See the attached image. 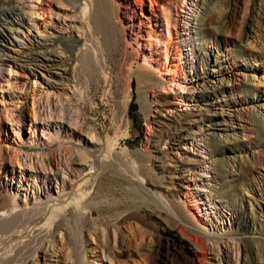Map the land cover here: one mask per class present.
Masks as SVG:
<instances>
[{
	"label": "rangeland",
	"instance_id": "obj_1",
	"mask_svg": "<svg viewBox=\"0 0 264 264\" xmlns=\"http://www.w3.org/2000/svg\"><path fill=\"white\" fill-rule=\"evenodd\" d=\"M124 1L134 27L127 43L123 30L113 24L114 9L105 5L86 15L84 0H19L25 23L19 43H27L39 30L41 39L75 41L76 49L89 31L90 45L100 38L103 48L93 50L102 66L97 69L108 70L110 80L105 96L91 85L88 99L81 100L13 64H0V202L19 212L76 185L88 165L78 163L79 150L100 144L86 136L93 131L110 148L101 173L105 176L101 175V200L112 207L110 212L105 208L106 215L130 211L128 208L148 199L138 187L140 180L160 184L172 176L173 197H164L166 202L160 203L177 209L185 223L197 230L195 235L206 249L202 264H264V212L257 210L258 205L264 206V189L262 199L257 190L264 187V172L257 174L249 166L252 148L245 145L236 128L242 121L251 124L254 106L249 105L244 113L233 112L228 94L219 88V80L228 78L218 73L216 58L228 49V57L237 63L231 50L239 49L255 13L264 39V0ZM235 3L237 13L232 20ZM162 8L169 9L170 21L176 19L177 26L169 28L168 48L154 44L150 48L143 33L160 21ZM199 17L205 22L204 34L197 35ZM158 25V32L166 35L163 24ZM14 46L13 42L5 45L9 50H16ZM204 50L210 54L208 60ZM85 74L79 84L84 83ZM144 78L148 80L145 85ZM241 98L245 99L243 94ZM259 108L264 114V106ZM181 114L195 123L184 126L186 130L180 134L185 139L174 146L179 134L173 128L174 120ZM231 127L234 132L228 131ZM249 132L256 136L254 129ZM94 151L87 149L88 153ZM260 152L264 156V141ZM138 217L109 218L104 225L93 226L97 219L93 213L89 220L70 223L72 242L63 251V261L57 262L63 234L54 231L31 264H75L78 260L79 264H163L170 255L166 243L170 235L165 230L172 223ZM82 226L86 231L78 259L75 231ZM186 234L193 235L189 228Z\"/></svg>",
	"mask_w": 264,
	"mask_h": 264
},
{
	"label": "bare ground",
	"instance_id": "obj_2",
	"mask_svg": "<svg viewBox=\"0 0 264 264\" xmlns=\"http://www.w3.org/2000/svg\"><path fill=\"white\" fill-rule=\"evenodd\" d=\"M125 3L126 1L124 0H84L85 14L87 15V11H90V9L94 11L96 7L100 9L101 7L99 5H105L108 10L114 9L116 21L113 22V24L118 25L120 29L123 30L122 35L125 36L124 42L127 43L126 40H130L134 27L131 24L132 21L127 17L129 8L124 6ZM19 5V0H0V64L2 65L4 62L13 64L23 73H30L33 78H38V76H40L44 82L50 86L60 88L62 92L71 91L74 95L77 94L78 99L80 98L81 100L88 95L91 85H96L105 96L108 91L107 86L110 76L108 70L98 71L97 68H101L102 66L101 64L99 65L101 62H99L98 59L96 60L97 52L93 51L94 49L103 51L102 44L98 41L100 38H98V40L95 39L94 43L90 45V42L92 43V41H90L92 38H89V36L92 34H89V31H87L84 34L81 46L75 49V41H65L60 38L52 39L50 37L41 39L40 36L37 35L40 31L37 30L38 33L33 35L32 38H28L27 43L21 44L18 42V36L20 28L25 26V23L23 14L20 13L22 7L20 8ZM176 7V4H174L175 9ZM168 10L167 8H162L160 21L158 23L154 22L153 26L143 33L145 39L149 41L148 47L154 44L155 46L161 45L166 48L168 45L167 42L171 35L169 28H173L174 25L177 24L176 19L173 22L170 21L171 14L169 15ZM236 13L237 5L235 3L230 12L232 20L236 17ZM257 17V13L251 16L248 33L244 36V40L238 43L239 49L231 50V52H233V58L238 60L237 63L228 57V49L217 53L219 57L216 56V58L219 59V64L217 65L219 68L218 73L228 78H221V80H219V88L222 89L221 92H223V94H228L226 96L227 98L229 97L228 99L233 103V112L244 113L249 105L254 106L252 109L250 108L252 114L251 124L249 125L242 121L241 125H238L236 128L241 132L242 141H244L245 145L247 147L251 146L252 148L251 165L249 166H251L255 173L260 174V172H264V156L260 152V144L264 141V114L259 108V106H261L262 109L264 106V39L261 40L262 36L258 31ZM160 23L163 24L162 26H164L166 35H163L162 32V34L158 32V24ZM204 24L203 18L199 17L196 23L198 31L194 33L197 35L201 33L204 34ZM36 27V24L33 25L35 31ZM88 28L87 30L90 29ZM111 32L113 33L112 30ZM136 32L139 36H142L140 28H137ZM111 39L113 40V38ZM7 42H13L16 50L7 49L5 47ZM135 45H137V41ZM227 47L228 45L226 48ZM234 48H236V46H234ZM246 50L250 53H244ZM101 54L102 52H98V55ZM204 56L206 60H208L207 58L210 54L204 50ZM101 58L106 62L103 54ZM30 65L32 68H28ZM84 71L86 73L84 83L79 84L81 81V74L84 73ZM206 79L208 80L205 83L207 85V83H209V78L206 77ZM147 82L148 80L145 78L142 79L143 85L147 84ZM171 82L173 83V79ZM166 89L168 90V87H166ZM241 94L244 95V100H240L242 99ZM226 96L224 95L223 97ZM32 107L33 106L30 107L31 118L35 115L33 114L34 109ZM208 112L209 111L206 110V113ZM186 116L187 115L181 114L178 116L177 120H174L177 128H173L177 129L179 133L173 140L172 145L174 146L185 139L180 132L185 131L186 126L195 123V120L191 119L189 115V117ZM212 122L214 121L212 120ZM233 128L234 127L229 128L228 131L234 132ZM250 128L255 130V137L249 132ZM146 129L148 133L151 131L149 126ZM86 136L100 144L99 146L86 145V150L81 148L79 152L77 151L78 163L82 162L88 165L86 168L84 167L81 172L79 171L81 179L76 185L71 186L68 191H63L57 197L49 198L46 196L42 202L34 204L19 212L14 211L8 204L0 202V264H31L36 262L40 250L42 249L41 247H43V242L50 240L52 238V233H55L54 231H61L63 234L57 260V262L60 263L64 249L70 247L72 242V235L69 233L70 223L77 224L79 220H89L93 213L97 214V219L93 226L99 224L104 225L109 218L114 220L117 218H127L130 215L135 217L139 216L138 218L155 217L159 219L160 222L172 223V227L170 228L166 226L167 224H164L169 228L165 231L170 235V239L166 240L170 255L168 260H162L163 264H196V262L202 264L205 261L206 249L196 236L197 230L191 228V226L189 227V225L185 223L186 220H184L182 213L177 209L168 208L166 206L167 203H165L164 207V205L160 203L163 202L164 197H173V189L176 187L173 182L174 179L172 176L169 177L170 172L167 171V169L165 170L163 168L162 172H169V178L165 181H160V184H157V181L152 183L151 180L148 179V181L143 179L140 180L141 182L138 187L141 186L143 194L148 198L147 200L143 198L144 200L140 204H134L132 207L128 208L130 211L126 209L127 211L116 214H105V208H108V212H110V208H112L101 200L103 195L100 193L103 186L101 183V175L103 174L101 173L104 169V164H106L105 161H107L105 158L110 152L109 143L101 139V136L93 131L86 132ZM77 139L78 142H80L79 137ZM240 147L243 146L241 145ZM90 148L93 149V151L95 148L97 150L95 149L96 151L88 153L87 149ZM54 159L55 157H53V160ZM103 178H105L104 175ZM91 189H93L92 192H90ZM263 189L264 187L261 189L257 188L260 199H262ZM164 201L166 202V200ZM120 209L121 208H119V210ZM257 210L263 213L264 206L258 205ZM73 226L75 225L73 224ZM188 228L189 231L193 233L190 237L186 234ZM79 229L75 231L77 233L75 242L76 244L78 243V256H76L78 259H80V254H82V233L86 231V228L82 226L81 229ZM74 250H72L73 255V252H75ZM75 264H79V260Z\"/></svg>",
	"mask_w": 264,
	"mask_h": 264
}]
</instances>
